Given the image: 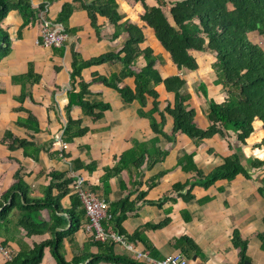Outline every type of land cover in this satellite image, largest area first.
Returning a JSON list of instances; mask_svg holds the SVG:
<instances>
[{
  "label": "crops",
  "instance_id": "crops-1",
  "mask_svg": "<svg viewBox=\"0 0 264 264\" xmlns=\"http://www.w3.org/2000/svg\"><path fill=\"white\" fill-rule=\"evenodd\" d=\"M116 1L124 20L143 28L146 40L141 48L154 51L158 58L156 68L162 77L179 75L187 82L186 91L194 82L195 73L200 71L196 53L193 52V55L197 59L198 68L194 71H179L157 40L155 31L142 21V4L135 0ZM30 2L35 8L46 4L45 11L39 13V19L35 23L21 29L23 18L17 10H11L0 23L11 41L10 54L0 62V89L3 91L0 93V202L3 193L15 183V174L20 168L23 181L30 187V196L36 199L45 197L46 187L51 182L49 173L56 171L65 173L64 179L73 180L69 185L70 192L61 200V207L68 211L73 207V197L77 196L73 189L74 182L78 177H83L86 189L111 205L125 198L136 204L137 214L128 213L122 223L124 235L120 236L124 243H132L138 250L149 252L152 258L163 259L182 254L189 264H264L263 244L259 237L264 236V197L258 191L262 186L259 180L263 177V168L255 169L247 162L264 160L262 123H255V132L247 139L246 144L239 142L237 133L233 131L228 132L227 137L215 135L202 141L200 145L184 133H177L174 140L169 142L153 132L148 118L139 115L141 105L138 102L126 104L115 89L93 81L95 76H110L122 69L121 64H103L85 69L82 76L86 82L91 83V94L86 97L87 101L110 104L111 110L105 111L103 117L95 121L85 115L81 107L74 106L71 118L81 121L82 127L87 128L88 132L71 143H66V149H61L57 137L63 135L67 125L65 109L69 104L73 49L82 59L89 60L108 52L119 51L127 35L113 40L114 27L105 17L98 16L101 32L99 38L88 12L74 0ZM65 4H73L74 7L68 26H65L69 33L66 44L62 48L38 45L43 19L57 23ZM147 4L157 5L155 0H147ZM144 66L145 60L140 57L134 69L139 71ZM31 69L34 76L28 77ZM37 76L39 80L36 82ZM201 83L206 85L210 98L219 103L224 101L226 94L222 85L220 90L219 84L208 86L205 80H197L198 85ZM122 85L135 88V80L128 78ZM156 90L159 93L160 109L164 110L169 103H173L174 94L168 92L163 83ZM23 91L29 96L24 102H19L18 98ZM193 93L195 98L190 97L187 104L196 111L195 122L202 119L203 127L198 123L197 125L207 129L210 123L208 118L206 122L203 117H207L208 103L205 108L203 105H196L195 99H200V94L195 91ZM152 106L153 99L148 98L145 111L151 110ZM154 116L161 121L158 113ZM31 117L35 119L31 121ZM166 120L164 132L171 135L174 120L169 115H166ZM6 131L12 132L17 138L37 144L39 153L33 147L10 151L2 142ZM137 143L141 148H137ZM131 150H134L133 154L128 157L127 162L122 163V156ZM164 151L168 154L153 163L159 157L158 152ZM234 153L239 154L241 163L252 175V180L238 175L233 181L220 180L209 188L196 185L191 194H188L189 187L181 191L175 190V185L184 184L190 179L192 182L196 181L195 173L189 171L188 165H178L181 156L194 154L197 167L208 174L222 165L224 158ZM136 163L139 165H135ZM159 175L162 177L159 178ZM154 182L155 185L151 187ZM142 194L144 195L141 196ZM53 195H58V191L54 190ZM18 215L17 209H14L7 226L0 227V264H6L19 252L30 250L35 244L53 238L50 230L30 235L17 227ZM58 215L66 218L67 226L57 228L56 232L68 230L72 225L71 216L66 212ZM38 220L49 226L54 225L53 213L49 209H41ZM166 220L167 223L160 229L147 228ZM80 221L78 231L63 239L62 253L68 262H72L77 256L100 252L92 244L94 236L87 230L86 214L80 217ZM104 227L108 233L116 232L112 222H105ZM235 230L248 242L246 260L243 262L240 249L233 244ZM136 232L140 233L142 240L129 239ZM183 237L194 241L199 248L198 254L188 256L182 253L175 243ZM123 242H115V253L136 261L134 254L126 249ZM182 247L187 248V244L183 243ZM89 260L87 258L86 264ZM41 264H57L49 248L45 249Z\"/></svg>",
  "mask_w": 264,
  "mask_h": 264
},
{
  "label": "trees",
  "instance_id": "trees-1",
  "mask_svg": "<svg viewBox=\"0 0 264 264\" xmlns=\"http://www.w3.org/2000/svg\"><path fill=\"white\" fill-rule=\"evenodd\" d=\"M74 1L79 2L82 8L88 12L91 24L99 34V38L101 32L98 16L105 17L108 23L114 27L113 40L123 35L127 36L119 51L108 52L89 60L82 59L81 55L73 49L70 90L68 92L69 104L65 109L67 125L62 135L65 143H71L75 138L84 136L88 132L87 128L82 127L81 121L71 118L70 113L74 106L81 107L84 114L92 117L95 121L101 119L105 111L111 110L110 104L91 103L86 99L91 94L89 90L91 83L83 79L82 73L87 68L103 64H121L122 69L119 73H113L110 76H95L93 81L115 89L126 104L138 102L141 105L139 115L148 118L153 132L163 136L169 142L174 140L177 133H184L197 145H200L202 141L215 135L227 137L228 132L233 131L237 133L238 141L246 144L247 139L255 132L257 121L262 123L264 130V48L250 39V34L254 32L264 36V0H155L157 3L155 6H149L147 0H135L140 2L144 8V14L141 16L142 21L155 31L157 40L170 55L173 64L179 71L183 69L194 71L198 68V62L193 52H207L215 56L214 70L218 76L217 84L222 85L226 97L223 102L219 103L209 97L205 84L198 85L208 103L206 115L210 125L207 129H202L197 125L195 122L196 111L187 104L190 95L185 91L186 80L179 75L162 77L156 68L158 58L154 55V51L150 48H141V44L146 40L143 28L129 20H124L116 0ZM45 8L46 4L35 8L30 0H0V23L11 10H17L23 18L21 27L23 29L35 23L39 19V13L45 11ZM73 11V4H65L57 22L68 26ZM10 52L9 35L0 27V62ZM140 57L145 60V66L137 71L134 66ZM32 76L34 74L31 69L28 77ZM128 78H134L135 88L122 85ZM38 80L39 76L35 81ZM161 83L165 84L168 92L174 94L173 103H169L164 110L160 109L159 93L156 90ZM1 92L3 91L0 89ZM28 96L29 94L23 91L18 101L24 102ZM148 98L153 99V106L151 110L145 111L148 106ZM156 113L161 117L160 122L154 116ZM166 115L171 116L174 120L171 135L164 132ZM34 119L31 117V121ZM2 142L7 145L10 151L21 148L27 150L29 147H33L36 153L40 151V148L36 147L37 144L17 138L10 131L4 133ZM137 148H141L138 143ZM133 152L134 150H131L123 155L122 163L127 162ZM145 153L148 154L149 151H145ZM56 154L59 156L58 152ZM167 154V151L158 152L159 157L153 163L160 161ZM25 155L28 154L25 153ZM33 156L37 158L35 155ZM63 156L66 154L63 153ZM249 164L255 169L263 168V177L259 180L262 186L258 191L264 197V160H250ZM178 165H188L189 171L195 173V182L190 179L184 184L175 185L176 191L189 187L188 194H191L192 188L196 185L209 188L220 180L233 181L238 175H244L248 180L253 179L242 165L238 153L224 158L223 164L208 174L197 167L194 162V154L181 156ZM21 171L22 168L17 171L15 183L1 197L0 227L7 226L10 214L14 209H17L19 214L16 221L17 227L24 229L30 235L43 234L50 230L53 238L35 244L30 250L19 252L6 264H41L46 248L51 250L57 264H86L87 258L91 259L87 264L101 262L139 264L127 256L116 254L114 241L101 242L95 238L92 240V244L99 248L98 254L77 256L72 262H68L62 253L63 239L78 231L81 226L80 217L86 214L78 196L73 197V207L70 210L65 211L61 207V200L70 192L69 185L73 180L64 179L65 173L51 171L49 173L51 182L46 187L45 197L36 199L30 196V187L23 181ZM162 175H159V178ZM155 183H152L151 187ZM54 190L58 191V195H53ZM81 208L82 210H80ZM41 209L51 210L54 225L49 226L46 222L38 220ZM136 210V204L130 202L128 198L112 205L113 220L111 222L119 235H124L122 223L128 213L135 215L137 214ZM65 212L71 216L72 225L68 230L56 232L57 228L67 226L66 218L58 215V213ZM166 223L167 220L147 228L160 229ZM259 237L264 250V236L260 235ZM129 239L142 240V237L139 232H136ZM183 243L187 244V248L182 247ZM175 244L185 255L199 253L198 246L188 237L178 239ZM233 244L240 249L241 262L245 261L248 242L242 239L237 230L234 232Z\"/></svg>",
  "mask_w": 264,
  "mask_h": 264
},
{
  "label": "built area",
  "instance_id": "built-area-1",
  "mask_svg": "<svg viewBox=\"0 0 264 264\" xmlns=\"http://www.w3.org/2000/svg\"><path fill=\"white\" fill-rule=\"evenodd\" d=\"M69 39L66 27L48 19H43L42 30L37 44L48 48H62ZM61 149H66L67 144L63 141L62 135L57 137ZM73 189L79 197L88 219L87 230L91 232L95 240L108 242L110 240L123 242L119 233H108L104 223L113 220L112 205L99 198L96 193L85 187V179L78 177L74 182ZM124 243V242H123ZM126 249L134 254V258L141 264H189V261L182 255L176 254L163 259L152 258L147 251L138 250L132 243H124Z\"/></svg>",
  "mask_w": 264,
  "mask_h": 264
},
{
  "label": "rangeland",
  "instance_id": "rangeland-1",
  "mask_svg": "<svg viewBox=\"0 0 264 264\" xmlns=\"http://www.w3.org/2000/svg\"><path fill=\"white\" fill-rule=\"evenodd\" d=\"M250 39L254 43L259 44L264 48V36L260 35L258 32H254V33L250 34ZM196 57L198 59L199 65H200V71L198 73H195L193 80L196 83L193 82L190 85V87L188 86L186 93H188L191 98H195V95L193 93L194 91L199 93L200 99H195V104L200 105V106L203 105V107L205 108L207 106V101H205V99L203 98V96H204L203 93L198 88L197 80H201V79L205 80L208 86H211L213 83L217 84L218 76L216 75V72L214 70V64L216 62V59H215V56L213 54H210L207 52L198 53V54L196 53ZM162 61H164V59H162ZM195 85H196V87H195ZM219 85H220V88L218 87V89L221 90L222 89L221 84H219ZM220 92H222V94H223V91H220ZM203 119L206 121L207 117H203ZM206 122H208V121H206ZM197 123L201 127H203V125H204L201 118H199V120H197ZM239 151H240V149H239ZM247 162L249 164V161H247Z\"/></svg>",
  "mask_w": 264,
  "mask_h": 264
},
{
  "label": "water",
  "instance_id": "water-1",
  "mask_svg": "<svg viewBox=\"0 0 264 264\" xmlns=\"http://www.w3.org/2000/svg\"><path fill=\"white\" fill-rule=\"evenodd\" d=\"M11 202V200L9 201V203ZM89 261H91V259L89 260Z\"/></svg>",
  "mask_w": 264,
  "mask_h": 264
}]
</instances>
